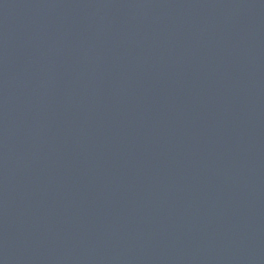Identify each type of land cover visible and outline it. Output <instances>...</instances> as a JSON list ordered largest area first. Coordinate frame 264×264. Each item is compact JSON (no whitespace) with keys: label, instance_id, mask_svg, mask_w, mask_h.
Here are the masks:
<instances>
[{"label":"water","instance_id":"95a60500","mask_svg":"<svg viewBox=\"0 0 264 264\" xmlns=\"http://www.w3.org/2000/svg\"><path fill=\"white\" fill-rule=\"evenodd\" d=\"M0 264H264V0H54L0 87Z\"/></svg>","mask_w":264,"mask_h":264}]
</instances>
